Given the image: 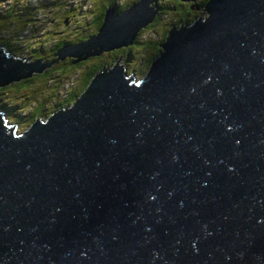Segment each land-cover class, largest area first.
<instances>
[{
  "label": "water",
  "instance_id": "obj_1",
  "mask_svg": "<svg viewBox=\"0 0 264 264\" xmlns=\"http://www.w3.org/2000/svg\"><path fill=\"white\" fill-rule=\"evenodd\" d=\"M158 1L56 58L128 45ZM205 6L138 82L117 60L21 131L0 112V264H264V0ZM43 65L0 49V86Z\"/></svg>",
  "mask_w": 264,
  "mask_h": 264
},
{
  "label": "rangeland",
  "instance_id": "obj_2",
  "mask_svg": "<svg viewBox=\"0 0 264 264\" xmlns=\"http://www.w3.org/2000/svg\"><path fill=\"white\" fill-rule=\"evenodd\" d=\"M129 1L0 0V19L6 17L2 14H8L10 8L14 9L15 12H11L12 14H10L6 23L0 24V39H7L12 36L11 38L17 39L20 44L15 49L16 55L25 56L26 61L48 63L47 66L43 65L41 70L27 76L30 77L27 80L20 78L13 80L15 82L10 81L12 83L9 84V82V85L7 84L8 86L6 87V100L2 99V92L0 90V105L5 104V101L12 107L19 103L20 107L25 109L23 111L21 110V115L18 114L17 109L13 110L16 111L14 116L7 107H0V112L3 113L2 117L5 123H14L15 128L21 131L30 124L28 120L33 116H30L31 111L35 114V117H39L43 112H46V115L43 114L45 115L43 117H47L59 109H53L56 107L54 105H62L69 100L72 94L77 95L78 92L80 94L84 89L81 90L84 71L92 66L93 62H95L94 59L84 60L82 66L78 69H76L77 67L68 68L65 63L72 62V59H76L83 52L81 46L80 49H69L71 53L76 51L75 57L73 55H66L58 59L56 55L60 53H57L58 49L53 51V48L60 40L63 41L66 39L59 48L66 44L75 43L78 40L87 39L89 35L95 33L94 29H96V25L93 18L96 17L99 11L103 10L104 6L110 3L109 5L119 7L121 3ZM160 1H158V6ZM38 7L43 8L37 11ZM83 14H87V16H82ZM16 16L22 17L16 21ZM169 20V16L161 13L158 22L146 29L143 38L148 37L149 32L155 29L159 31L160 35L154 34V36L151 34V38H159L162 36L164 28L168 27ZM89 32L90 34L87 35ZM38 47L40 50L37 49V52L33 54V50ZM127 50H131L133 53L127 56ZM6 53L9 54V51H6ZM152 53V43H148L143 47L130 46L128 49L117 53V55L120 54V60L117 62L123 66L128 78L131 77L133 82H138L144 72L146 73L148 71L146 62ZM142 57L145 60L141 65ZM56 61L63 62L61 64L58 62V65H55ZM37 108L39 109L37 110ZM37 111L39 112L37 113ZM11 117L15 119L12 118L11 120Z\"/></svg>",
  "mask_w": 264,
  "mask_h": 264
},
{
  "label": "trees",
  "instance_id": "obj_3",
  "mask_svg": "<svg viewBox=\"0 0 264 264\" xmlns=\"http://www.w3.org/2000/svg\"><path fill=\"white\" fill-rule=\"evenodd\" d=\"M41 1H44V0H41ZM132 1H134V0H130L129 2H125V3H121L119 8L125 7L126 5H128ZM206 1L207 0H163V1H160L159 2V9H158L157 14L155 15V18L153 19V21L147 23L146 26L142 27L137 32L136 36L133 38V41L131 43H129L128 45H123V46L116 47V48H113L110 50H104L98 54L89 53L85 56V58H82V59H79L76 61H73L72 58H69V59H72V62L65 63L66 67H68V68L77 67L76 69H78L80 66H82V62H84V60L86 61V60L91 59V58L94 59L95 62H93L92 66L88 67V69H86L84 71V78L82 80V88H81V90H82L83 88L85 89L87 87L89 81L94 77V75L97 72H99L101 70V68L110 67L114 64V62H116L117 60H120V54L121 53L119 55H117L118 52L125 50V49H128V47H130V46L143 47L148 43H152L153 53L148 57L147 62H146V68L148 69L150 67L151 63L154 61V59L162 51L163 47L160 46V43L164 40V38L167 37L168 30L172 27V25H175L178 27L183 26L184 24L191 23L193 20H195V18H199L198 16L203 15L205 10H206V6H205ZM107 6H104L103 10L99 11L98 14L96 15V17L93 18V20L95 21V25H96V29H94L95 31L98 29L99 25L102 23L104 10ZM41 8H43V7H38L37 11H39ZM11 12L15 13L14 9L10 8V10H8L9 15L8 14H2V15H5L6 17H3L0 19V24H4L7 22V20L10 17V14H12ZM161 13L170 17V20L168 21V27L164 28L163 35L160 36L159 38H151V34L152 35H154V34L160 35L159 31H157V29H155V30H152L149 32L148 37L143 38L144 32L146 31V29H148L149 26L154 25L155 23L158 22ZM36 15H37V13H36ZM82 16H87V14H83ZM20 17H22V16H16L15 17L16 21H18L20 19ZM93 31H91V32H93ZM16 34H18V32H16ZM89 34H90V32L87 35H89ZM11 37H9L7 39L6 38L0 39V49H2L4 52L9 51V55H11V56L26 60L25 56H18L15 54V52H16L15 49H17L20 46V44L18 43L17 39H14ZM65 40H63V41L60 40L57 43V45L53 48V51L55 49H57L61 44H63L65 42ZM69 40H71V39H69ZM37 49L40 50L39 47L36 48L35 50H33V54L37 52ZM131 53H133V51L127 50L126 55L129 56ZM47 58H49V57H47ZM144 60H145L144 57H142L141 65L143 64ZM58 62H60V64H61L63 61H56L55 65H58ZM41 63H43V62H41ZM62 67H64V66H62ZM29 78L30 77H26V78L23 77L22 80H27ZM22 80H20V81H22ZM20 81H18V82H20ZM13 82H15V81H13ZM11 83L12 82H10L9 84H11ZM7 84L8 83L2 84L0 86V90L2 92L1 97L3 100H6V96H5V94L7 92L6 87L9 85V84L8 85ZM78 95H79V92L77 93V95L74 94V96L69 99L70 100L69 103L71 104L72 102H74ZM69 103L64 102L62 105L59 104L56 108H60L62 106L69 105ZM18 106L20 109L18 108ZM0 107H7L9 109V111H11V114H13L14 116H15L16 111L18 112L19 115H21V110L23 111V109H24V108L20 107L19 103L13 105V107H12L11 105H8V102L6 103V101H5V104L0 105ZM15 109H17V110L13 111ZM38 109L39 108H37V110ZM25 112H27V111H25ZM38 112L39 111H37V113ZM43 114L46 115V112H43L42 115H40L39 117L45 116ZM30 116H32V117L29 118V120L32 121L35 118V114L31 111ZM12 118L15 119L14 117H11V120H12Z\"/></svg>",
  "mask_w": 264,
  "mask_h": 264
},
{
  "label": "flooded vegetation",
  "instance_id": "obj_4",
  "mask_svg": "<svg viewBox=\"0 0 264 264\" xmlns=\"http://www.w3.org/2000/svg\"><path fill=\"white\" fill-rule=\"evenodd\" d=\"M73 96H74V94H72V95L70 96V98H72ZM70 98H69V99H70ZM67 102L69 103V102H70V100H68ZM69 104H70V103H69ZM54 106H56V107H57V104H56V105H54ZM56 107H55V108H53V109H56ZM28 122H31V121H30V120H28Z\"/></svg>",
  "mask_w": 264,
  "mask_h": 264
},
{
  "label": "bare ground",
  "instance_id": "obj_5",
  "mask_svg": "<svg viewBox=\"0 0 264 264\" xmlns=\"http://www.w3.org/2000/svg\"><path fill=\"white\" fill-rule=\"evenodd\" d=\"M1 1H3V0H1ZM11 5V4H10ZM12 7V6H11ZM29 60V59H28Z\"/></svg>",
  "mask_w": 264,
  "mask_h": 264
}]
</instances>
